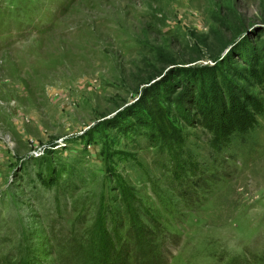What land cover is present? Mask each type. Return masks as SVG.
Here are the masks:
<instances>
[{"label": "rangeland", "instance_id": "rangeland-1", "mask_svg": "<svg viewBox=\"0 0 264 264\" xmlns=\"http://www.w3.org/2000/svg\"><path fill=\"white\" fill-rule=\"evenodd\" d=\"M0 264H264V0H0Z\"/></svg>", "mask_w": 264, "mask_h": 264}]
</instances>
